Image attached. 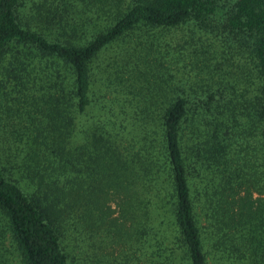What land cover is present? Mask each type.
<instances>
[{
	"label": "trees",
	"instance_id": "obj_1",
	"mask_svg": "<svg viewBox=\"0 0 264 264\" xmlns=\"http://www.w3.org/2000/svg\"><path fill=\"white\" fill-rule=\"evenodd\" d=\"M191 23L229 37L177 43L199 70L185 87L166 80L161 38ZM118 44L105 81L122 106L82 127ZM248 72L263 80L250 95ZM0 77L32 100L0 135V264H89L91 238L207 264L201 218L215 243L257 238L234 195L264 194V0H0Z\"/></svg>",
	"mask_w": 264,
	"mask_h": 264
},
{
	"label": "rangeland",
	"instance_id": "obj_2",
	"mask_svg": "<svg viewBox=\"0 0 264 264\" xmlns=\"http://www.w3.org/2000/svg\"><path fill=\"white\" fill-rule=\"evenodd\" d=\"M224 8L221 9L222 15L226 11L227 6L223 5ZM216 21V20H215ZM206 33L203 29L195 26L194 23L188 26H182L175 30L167 31V35L161 38L163 41L162 51H167L165 55L164 64L169 68V75H166V80H172L173 83L185 82V87L189 86V81H193L194 77L199 74V70L194 68V64L189 59V56H181L175 50V46L179 45L178 42H184L186 40L195 38V45L190 47L188 50L193 48H199L203 45H207L211 50H218L222 45L223 37H229L223 33L218 27L213 31V26L207 27ZM137 38L127 40V47H133L136 42H139L140 33L135 32ZM136 41V42H135ZM123 44L115 45L114 48L109 49L98 59V66L105 70L104 76L101 72L97 71L98 83L94 87L93 93L95 94V103L89 108L87 115L81 119L82 127H89L95 120H107L109 111L114 109L118 114L122 104L116 98H120L121 95L116 94L115 87H109L108 83L105 81L108 78V67L115 58V52L117 49L122 48ZM139 49V47H137ZM141 49V48H140ZM139 49V50H140ZM121 55H119L120 57ZM240 56V55H239ZM241 58V57H239ZM237 72L235 71V75ZM247 79L244 80L240 85L245 86L247 93L250 95L254 93L263 84V80L258 78L255 74L247 73ZM3 80V77H0ZM32 79L31 76L25 78L28 84ZM6 80V79H5ZM171 82V83H172ZM11 86L13 83L5 82L0 84V135L5 138L12 135L13 129H18L24 126L27 118L21 113L22 106L29 104L31 102L30 97L22 96L21 94H15L11 92ZM173 88V85L171 86ZM167 89V88H166ZM29 96H34L36 92H27ZM172 93V92H171ZM28 99H26V98ZM95 117V118H94ZM29 124V123H27ZM255 136H257L255 134ZM2 138H0L1 142ZM254 141V140H253ZM234 200L236 201L234 212L239 219L247 222V228L257 229V238L250 242L247 240L245 244L240 246L233 244L215 243L209 237V232L206 230L207 223L203 218H201V233L204 242V252L206 255L207 264H264V194L257 193L251 188H242L239 193L234 195ZM114 208V203H112ZM115 211L114 217L117 216ZM204 227V228H203ZM233 232V230H231ZM230 232V233H231ZM106 236V235H105ZM98 234V238L105 237ZM107 237V236H106ZM90 245L86 249L89 256V264H125L123 258L129 255L128 264H147L146 259L142 256V249H138L135 243L131 246L128 252L124 251L122 244L120 243H105L99 240V246L94 248L92 246L93 239L91 238ZM102 240V238L100 239ZM6 247H9V243L6 242ZM141 248V247H140ZM238 248V250H237ZM139 250V253H134V251ZM141 253V255H140ZM148 253V252H147ZM131 255V256H130ZM135 256V257H132ZM151 259V258H150ZM152 260V259H151ZM161 258L152 261V264H158ZM150 263V262H149Z\"/></svg>",
	"mask_w": 264,
	"mask_h": 264
}]
</instances>
